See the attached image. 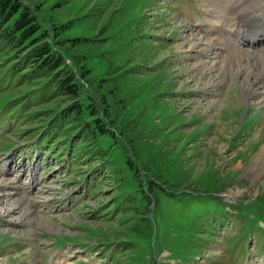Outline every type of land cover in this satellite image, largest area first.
Here are the masks:
<instances>
[{"label":"rangeland","instance_id":"rangeland-1","mask_svg":"<svg viewBox=\"0 0 264 264\" xmlns=\"http://www.w3.org/2000/svg\"><path fill=\"white\" fill-rule=\"evenodd\" d=\"M18 1L76 92L0 43V264H264V61L213 67L235 0Z\"/></svg>","mask_w":264,"mask_h":264},{"label":"bare ground","instance_id":"bare-ground-1","mask_svg":"<svg viewBox=\"0 0 264 264\" xmlns=\"http://www.w3.org/2000/svg\"><path fill=\"white\" fill-rule=\"evenodd\" d=\"M226 7L229 8L230 14L229 16H227V19L234 22L232 23V28L230 30H226L224 28L222 29V27L219 28V25V27H216L215 23L212 24L213 22L209 23V26L213 27L215 25V28L213 27V30H216L215 35L217 36L219 45L221 46V49L218 50L219 53L215 51V48L212 49V54L216 52L218 55H221L219 56L218 61L214 63L213 67H217L218 70L221 69L223 71H228V69L233 66L236 69L235 74L238 72L245 75L255 74L258 71L256 66L260 62L259 59L262 58L264 61V56L262 54L259 55L260 53L257 54L254 52L245 54L240 53L241 55L237 56L235 59H232L227 53L231 50L238 51L240 47H242L241 45H231L230 42L233 40L234 36L242 38L246 35L247 32H255V35H251V37H254V39L252 41H249L247 44L253 42L255 45H257L258 42L260 43L261 40H264V25L262 23L264 21V0H235L232 4L226 5ZM224 19H226V17ZM222 21L224 23L225 20ZM205 32L209 33L210 31L205 30ZM205 40L206 39L204 38H200V43L203 44ZM208 44L210 45L211 42H208ZM245 45L246 44H244V46ZM204 55L208 56L209 54L205 52ZM207 64L209 63L206 61L200 62L201 66H206ZM260 70L262 74L257 77L258 82L264 78V63ZM251 84H253V82ZM245 93L247 95H251L255 93V90L252 87H248ZM263 153L264 147L259 149L257 157H260L261 155H263ZM2 202H4V204L6 203L5 200L0 198V204H2ZM16 209H19V207H11L10 209L5 208L4 213L6 215H10L14 213ZM25 212L26 211H22L23 214Z\"/></svg>","mask_w":264,"mask_h":264},{"label":"trees","instance_id":"trees-1","mask_svg":"<svg viewBox=\"0 0 264 264\" xmlns=\"http://www.w3.org/2000/svg\"><path fill=\"white\" fill-rule=\"evenodd\" d=\"M39 29L34 15L18 0H0V43L22 51L31 47L27 57L32 64L46 73L56 71L61 59L46 43L38 44L42 39ZM61 69L55 85L63 94L73 95L76 92L75 78L70 71Z\"/></svg>","mask_w":264,"mask_h":264}]
</instances>
